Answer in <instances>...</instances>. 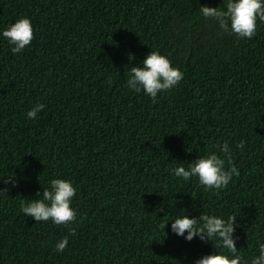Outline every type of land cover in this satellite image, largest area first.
<instances>
[{
    "label": "trees",
    "instance_id": "trees-1",
    "mask_svg": "<svg viewBox=\"0 0 264 264\" xmlns=\"http://www.w3.org/2000/svg\"><path fill=\"white\" fill-rule=\"evenodd\" d=\"M220 3L0 0V28L21 16L33 28L17 53L0 37V177L16 180L0 194V264H192L212 241L158 227L185 210L235 213L236 246L254 251L264 238V21L237 38L199 14ZM154 49L183 77L153 100L125 81ZM36 103L44 108L27 118ZM224 142L239 174L223 189L172 175L197 155H223ZM57 176L76 188L71 232L20 210Z\"/></svg>",
    "mask_w": 264,
    "mask_h": 264
},
{
    "label": "clouds",
    "instance_id": "clouds-1",
    "mask_svg": "<svg viewBox=\"0 0 264 264\" xmlns=\"http://www.w3.org/2000/svg\"><path fill=\"white\" fill-rule=\"evenodd\" d=\"M199 14L211 19L220 30L235 34L237 38H252L257 30V21H264V0H222L218 6L201 4ZM0 37L12 45L11 51H22L33 40V28L29 17L21 16L0 28ZM129 60L133 59L129 53ZM126 85L129 89L143 92L151 99L158 98V93L170 90L182 80L183 72L158 49L148 51L141 60L130 65L126 73ZM44 104L36 103L26 111L29 119L35 118ZM220 153L212 151L197 155L186 164L183 162L170 171L175 177L183 180L196 178L199 185L207 189L219 190L228 185L233 176L239 174L235 164L231 163V150L227 142L220 145ZM226 160L228 166L226 167ZM5 187L0 194L8 191L9 182L14 186L15 177H0ZM76 195L73 182L59 176L49 179L47 186L42 187L33 196L19 201L20 210L26 217L35 221H51L55 225L70 227L76 218V210L71 206ZM163 207V206H161ZM235 213H199L190 216L185 210L171 219H164L158 227L163 231L170 221L169 230L185 240L198 237L201 241H212L213 251L201 254L192 264H264V238L255 239L254 251L245 257L236 246L237 236L234 232L237 224ZM164 232V231H163ZM68 244L66 236L55 243V250L62 252Z\"/></svg>",
    "mask_w": 264,
    "mask_h": 264
}]
</instances>
